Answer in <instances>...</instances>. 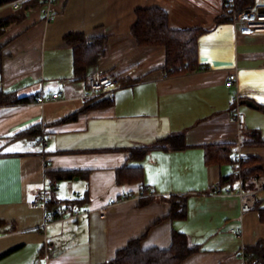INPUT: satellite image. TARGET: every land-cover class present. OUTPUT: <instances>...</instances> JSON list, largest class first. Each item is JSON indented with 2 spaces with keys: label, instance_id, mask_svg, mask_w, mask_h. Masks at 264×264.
<instances>
[{
  "label": "crops",
  "instance_id": "1",
  "mask_svg": "<svg viewBox=\"0 0 264 264\" xmlns=\"http://www.w3.org/2000/svg\"><path fill=\"white\" fill-rule=\"evenodd\" d=\"M25 1L0 6V18ZM151 7L168 12L171 29H207L198 39L204 69L169 76L165 47L137 42L136 12ZM45 8L30 6L0 35V93L26 98L0 104V264H106L138 238L144 249H167L174 231L198 246L180 264H244L241 250L264 240V185L257 206L242 214L237 182L208 192L233 169L206 164L204 147L230 144L234 155L237 100L246 131L264 136V32L217 23L226 0H54L51 21ZM252 9L264 10V0ZM70 33L103 37V52L81 73L65 40ZM91 76L112 77L117 88L85 101ZM59 90L60 100H36ZM178 134L184 148L133 154ZM42 135L46 147H34ZM242 152L264 158V146L243 145ZM124 166L128 179L119 181ZM58 172L73 175L54 177V221L42 228L45 211L32 205L33 197ZM172 194L188 195L186 218H171L167 201L143 203ZM109 199L115 203L102 216ZM80 209L88 212L67 218Z\"/></svg>",
  "mask_w": 264,
  "mask_h": 264
},
{
  "label": "trees",
  "instance_id": "2",
  "mask_svg": "<svg viewBox=\"0 0 264 264\" xmlns=\"http://www.w3.org/2000/svg\"><path fill=\"white\" fill-rule=\"evenodd\" d=\"M15 1L17 0H0V6ZM38 3H42V1L27 0L9 17L0 18V35L8 25L14 21L21 20L30 6L37 5ZM255 3L256 0H235L236 10L243 11L253 8ZM136 16V22L131 29L133 36L140 45L165 47L166 64L163 69L167 75L184 74L205 68L204 65L200 64L198 59V39L207 29H171L169 14L165 9L160 7L138 9ZM232 19V12L228 9L222 17L217 19V23L232 21ZM65 40L74 51V65L77 73H81L86 65L104 50L102 44L103 37L88 36L84 33H70L66 36ZM3 55V47L0 45V69ZM25 100L26 98H20L15 93H0V104H14L24 102ZM261 108L264 110V107ZM243 135V145L264 146V136L261 130L245 131ZM181 141V134L172 135L152 145L144 146L137 150L133 149V154L142 157L148 151L155 148H184L186 145ZM204 148L206 164H230L233 169V150L230 144H208ZM125 169L128 168L124 166L119 170V181L128 179L124 175ZM48 175L50 179H53L54 177L70 178L73 174L58 172L49 173ZM134 175L136 178L140 177V173ZM240 177L244 190H255L261 184L264 185V158L245 156ZM237 180L238 177L232 170L229 176H222L218 184L209 189L208 192H221L226 185H233ZM144 191L148 190L145 189ZM155 198L171 204V218L184 219L187 217V194H172L161 197L152 195L150 198H144L143 203H148ZM52 205H55L53 199L50 203V208ZM261 219L264 220V211H261ZM141 240V238H138L130 241L106 264H180L188 255L198 250V246L192 243L186 234L176 231L173 233L172 244L167 249H144ZM245 250L247 254L250 252L252 255L245 256L244 264H264V240L260 241L255 247H246Z\"/></svg>",
  "mask_w": 264,
  "mask_h": 264
},
{
  "label": "built area",
  "instance_id": "3",
  "mask_svg": "<svg viewBox=\"0 0 264 264\" xmlns=\"http://www.w3.org/2000/svg\"><path fill=\"white\" fill-rule=\"evenodd\" d=\"M42 3L46 4L45 13H46V20L51 21L54 19V13L52 12L51 5L54 0H41ZM226 5L228 9L232 12L233 15V23L234 25L238 26V29L241 33L249 34L255 32H264V10H255L252 8L237 11L235 6V0H226ZM19 4L16 3V7ZM236 79V73H232L229 75V80L234 81ZM117 88V81L116 79L109 77V76H91L88 79V87L82 98L87 101L89 99H94L96 97L101 96L102 94L112 91ZM64 97V92L62 90L57 91L54 94H50L48 96L40 95L37 97V102L45 103L49 101H56L60 100ZM238 100L236 101V105L234 107V120L238 130V142H237V150L233 155V171L234 174L238 177L237 180V193L240 197L241 201V213H247L252 211L258 204L259 197L258 191L255 190H244L242 188V180H241V172H242V165L245 162V156L242 152V140L241 136L246 131V115L242 112L238 105ZM34 147H41L44 149L47 145V139L44 135L40 137H36ZM58 179H50L45 181L38 192L33 197L32 205L37 209H43L45 211L44 214V221L42 223V228H46L50 223L54 221L53 214L50 210V203L53 199L54 193L58 189ZM153 194V192H152ZM115 201L113 199H109L108 203L105 207L100 210V214L103 216L105 215V210L107 207L113 205ZM88 210L80 209L75 210L74 212L70 213L67 218H76L84 213H87ZM234 232L237 235L242 233V230L234 229ZM47 248V246H46ZM244 247L241 250V257L244 261L246 255H252V253H248Z\"/></svg>",
  "mask_w": 264,
  "mask_h": 264
},
{
  "label": "water",
  "instance_id": "4",
  "mask_svg": "<svg viewBox=\"0 0 264 264\" xmlns=\"http://www.w3.org/2000/svg\"><path fill=\"white\" fill-rule=\"evenodd\" d=\"M248 104H250V105H254V106H255V104H254V103H252L251 101H248Z\"/></svg>",
  "mask_w": 264,
  "mask_h": 264
},
{
  "label": "snow or ice",
  "instance_id": "5",
  "mask_svg": "<svg viewBox=\"0 0 264 264\" xmlns=\"http://www.w3.org/2000/svg\"><path fill=\"white\" fill-rule=\"evenodd\" d=\"M6 151H13V149H6Z\"/></svg>",
  "mask_w": 264,
  "mask_h": 264
}]
</instances>
